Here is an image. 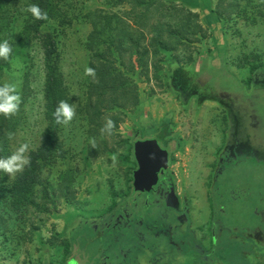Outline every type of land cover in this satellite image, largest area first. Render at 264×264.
I'll use <instances>...</instances> for the list:
<instances>
[{
  "label": "rangeland",
  "instance_id": "374dc122",
  "mask_svg": "<svg viewBox=\"0 0 264 264\" xmlns=\"http://www.w3.org/2000/svg\"><path fill=\"white\" fill-rule=\"evenodd\" d=\"M69 1L76 7L81 6V0ZM164 1L167 6L185 10L186 16L188 11L196 14L203 32L198 34L191 47L186 48L185 54L165 55L163 73L168 71V62H176L178 58L180 63L174 66H180L178 71L186 69L182 72L197 82L200 94L193 91L183 102L177 92L167 88L164 78L152 79L140 70L129 73L137 86L139 103L133 108L115 110L118 123H113V133H107L112 139L108 140L105 151L94 153L99 154L98 157L88 151L92 134L88 133L86 122L73 119L74 122L63 126L61 136L68 143L69 153L64 162L51 167L48 187L54 195L49 201L42 199L43 192L39 187L36 202L43 206L26 207L21 214L4 204L0 206V264H63L64 258L70 256L83 264H110L107 259L102 261L104 251L110 257L119 258L121 263L132 261L126 264H182L183 259L176 261L172 252L176 255L185 250L186 259L182 258L188 264L196 262L190 225L186 226L185 235L180 234L171 241V229L165 234V227L160 226V215L140 213L136 207L134 225L144 219L145 225L148 220L158 222L157 227L149 231L144 225V239L137 237L131 223V231L124 235L128 240L107 239L111 232L119 235V228L105 229L100 237L96 229L84 223L94 221L99 224L103 215L112 214L131 202L136 165L126 162L125 156L137 138H156L158 132L155 131L165 120H169L171 131V180L178 198L187 202L191 221L193 213H202L210 203L214 212L217 208L223 209L217 216L214 214L215 218L229 224L227 228L233 229L232 234L236 233L240 238L231 241V249H227L225 244L229 238L225 232L221 242L217 246L214 244L206 257L223 264H264V237L252 239L247 236L256 228L264 229L262 213L257 215V210L264 208V165L259 164H264V86H248V69L236 66L244 54H254L264 67V23L262 19L249 23L235 16L226 18L223 23L224 17L221 21L211 12L217 9L219 0ZM199 2L205 9L208 7L209 12L203 11ZM86 3L88 7L83 8L84 12L105 9L122 14L130 9L127 5H115L113 0H87ZM198 8L200 10H196ZM21 28L22 20L19 19L17 29L21 31ZM92 30L90 23L80 19L67 28L60 27L57 21L42 27L43 33L60 37L62 68L68 82H73L77 95L82 94L83 91L78 92V85L88 74L87 41ZM13 81L19 86V108L26 100L21 107L23 131L16 135L13 145L16 151L17 146L27 144L26 156L29 150L40 145L45 125L44 54L37 41L17 50L9 66L0 71V86ZM160 145L164 148L162 143ZM232 149L234 153L239 150L257 160L244 155L237 163L231 162L227 173L219 175L221 160H225ZM69 169L74 181L68 197L60 194L58 185L66 175L68 177ZM232 187H238L239 192L235 193ZM235 194L239 195L236 197ZM196 199L204 204L200 210L194 204ZM132 209L129 204L130 213ZM177 219L175 214L168 217L171 226ZM192 228L197 229L194 223ZM123 246L126 247L124 254Z\"/></svg>",
  "mask_w": 264,
  "mask_h": 264
},
{
  "label": "trees",
  "instance_id": "16d2710c",
  "mask_svg": "<svg viewBox=\"0 0 264 264\" xmlns=\"http://www.w3.org/2000/svg\"><path fill=\"white\" fill-rule=\"evenodd\" d=\"M113 1L115 5L129 6V11L122 14L105 9L84 12L83 8L88 7L87 0H81L80 7L74 6L69 0H0V39H7L13 49L8 60L0 58V71L9 66L17 50L37 41L43 50L45 73V125L41 143L28 151L26 157L30 163L22 171L14 175L0 171V206L4 204L11 211L21 214L26 207L43 206L39 201L36 202L40 188L43 192L42 199L49 201L54 195L53 190L48 187L51 167L60 161L64 162L69 153L66 146L68 143L61 136L65 125L57 124L54 117L61 101L69 103L75 109L73 119L88 124V133L92 134L88 151L98 157L99 154L94 153H101L102 149L105 151L108 140L112 139L107 133H113L114 128L108 131L107 121H114L115 125L118 123L115 110L133 108L139 103L137 86L129 73L140 70L141 73L152 76V79L164 78L167 88L177 92L183 102H186L187 94L191 95L193 91L200 94L197 82L183 73L186 69H182L183 72L179 69V72L180 66H174L180 63L177 57L176 62H168V71L163 73L165 55L178 52L179 55L185 54L186 48L191 47L198 39V34L203 32L198 16L191 11L186 16L185 10L167 6L164 0ZM32 4L37 5L42 13H46L47 19L38 20L26 12L25 9ZM211 12L221 21L224 17L223 23L232 16L244 18L249 23L262 19L264 23V0H219L217 9ZM19 19L22 20L21 31L17 29ZM77 19L90 23L93 28L87 41V69H91V73L88 71L85 81L78 85V92L83 91L80 95L75 94L73 82H68L63 71L60 37L42 32V27L50 21H57L60 27L67 28ZM188 58L192 60L191 56ZM257 59L258 55L244 54L236 64L239 68L248 69L247 85L250 87L264 86L263 63ZM25 103L26 100H23L21 107ZM21 107L9 117L0 114V159L10 157L16 152L13 145L15 137L23 131ZM72 122L74 120L70 123ZM169 129L170 122L165 120L161 128L155 131L158 132L156 138L164 140L171 136ZM125 161L136 165L133 146L125 156ZM68 173L70 174L63 178L58 189L61 195L69 197V188L74 178L71 169ZM235 195L237 197L239 194ZM257 212L264 213V208H259Z\"/></svg>",
  "mask_w": 264,
  "mask_h": 264
},
{
  "label": "flooded vegetation",
  "instance_id": "af4514ba",
  "mask_svg": "<svg viewBox=\"0 0 264 264\" xmlns=\"http://www.w3.org/2000/svg\"><path fill=\"white\" fill-rule=\"evenodd\" d=\"M170 137H166L164 140H160L159 138H155V137H142V138H137L134 143H133V149H134V144L139 141V140H147V139H157L160 143H162L164 145V148L161 146V148L167 150L169 152V158H168V168L163 171L160 174V179L158 184L150 191V192H136L133 189V193H132V197L130 198V203L125 204L121 207H119L117 210H115L112 214L109 215H103L101 218H99L100 223L97 224L94 221H85V225H88L89 227L96 229V232L98 233V235L100 237L103 236L104 234V230L105 229H110V228H114L113 230H116L117 228H119L118 230H120V234L116 235L114 232H111L109 234V236H107V239L114 237L116 240H119L120 238L124 239V235H127L130 231H131V227L133 224V211H134V207L137 208V210L141 213L142 211L146 212L147 215L148 214H158L159 216V220L162 219L160 226L161 227H165L163 229V231L165 232V234L167 233V229H171L170 231V235L173 234V232L176 234L178 232V229L181 228H185L186 225V214H187V208H186V204L187 202L185 201H181L177 194H176V188H175V183L171 180V166H172V151L170 149V141H169ZM170 142V143H169ZM249 157L250 159L254 160L257 158H251V156L249 154H245V153H241L239 152V150H237L236 153H234L233 149L229 152V155L226 156L227 158L224 160H221V170L219 172V175L221 174L222 176L228 172V170L231 169V162L235 161V163H237L240 159H243V156ZM254 157V156H253ZM136 161V160H135ZM138 168V164L136 162V168L135 170ZM218 177V175H217ZM235 183H237V180L235 181ZM237 185V184H236ZM239 186V185H238ZM232 189H234L235 193L239 192L238 187H235ZM241 189V188H240ZM231 190V189H230ZM217 192V191H216ZM140 194V195H139ZM186 200V199H185ZM129 204H131L132 206V211L131 213L128 211V206ZM223 206H221L220 208H222ZM223 209H218L216 210V212H214L213 210V217L211 219V223H210V228L209 230L213 232H215L217 226L220 228V226H222L223 228H221L220 230H224L228 235L230 233L233 232V229H228L227 227L230 226L227 223H224L221 221V219H216V216L218 215V213H220ZM151 212V213H149ZM258 212L257 215H259ZM170 214H175L176 219L174 224H172V226L170 225V221H168V217ZM261 215V214H260ZM261 217L264 219L263 217V213L261 215ZM145 221V219H144ZM142 221V223L140 222V220H138L136 223L137 224H133V226H135V230L136 233L138 234L137 237L140 239H144L145 235H146V231H144V225L145 222ZM148 224L145 225V229H147V231L155 229L157 226V221H147ZM264 225V224H263ZM138 226L140 228H138ZM232 226V225H231ZM245 228V227H243ZM250 229V228H247ZM252 230V229H251ZM129 231V232H127ZM237 231V230H235ZM106 232H110V231H106ZM213 232V233H214ZM224 232V233H225ZM212 234V237L215 238V234ZM223 233V234H224ZM180 234V233H179ZM176 234V235H179ZM235 235V233L233 234ZM261 235V236H260ZM247 236H249L252 239L256 238H262L264 237V229L262 228H256L252 231L251 234H248ZM166 237V236H165ZM211 238L212 242H211V246L213 247L214 244L217 246L218 243L217 240L214 241V239ZM127 239V238H125ZM128 240V239H127ZM234 240V239H233ZM219 242H221V240L219 239ZM117 243V242H116ZM147 250L148 247H145ZM125 249L126 247L123 246V253H125ZM151 249V248H150ZM103 258L102 261H105V259H107L110 264H126V263H132V261H123L122 263L120 262L119 258H117L115 256L114 257H110L107 255V253L104 251L103 252ZM74 260L76 262V264H83L82 262H80L77 258H74L73 256L64 258V261L62 262L63 264H68L69 260ZM101 261V263H102ZM159 263V262H157ZM151 264H156L155 262H151ZM162 264H169L168 262H164Z\"/></svg>",
  "mask_w": 264,
  "mask_h": 264
},
{
  "label": "clouds",
  "instance_id": "9594fccd",
  "mask_svg": "<svg viewBox=\"0 0 264 264\" xmlns=\"http://www.w3.org/2000/svg\"><path fill=\"white\" fill-rule=\"evenodd\" d=\"M25 11L31 13L35 19H47V14L42 13L40 8L35 4L29 5ZM12 51L13 49L10 46L9 41L7 39H0V58L8 60ZM88 71L91 73V69ZM20 103L21 96L19 94V86L17 82H6L0 86V114H3L5 117L14 115L18 111ZM74 116L75 109L65 101L59 103L54 113L57 124L68 125L73 120ZM113 127V121L108 120L106 129L111 131ZM11 138L12 134L10 133L9 139ZM27 148L28 145L23 144L10 157L0 159V171L12 175L22 171L24 166L30 163L29 158L24 155ZM68 264H76V262L70 259Z\"/></svg>",
  "mask_w": 264,
  "mask_h": 264
},
{
  "label": "crops",
  "instance_id": "0c3cea01",
  "mask_svg": "<svg viewBox=\"0 0 264 264\" xmlns=\"http://www.w3.org/2000/svg\"><path fill=\"white\" fill-rule=\"evenodd\" d=\"M200 3V2H199ZM200 5L202 6V4L200 3ZM203 11H206V12H209V8L207 7V9H205L203 6L200 7ZM209 9V10H208ZM196 10H200L199 8L196 9ZM212 15V13L210 14ZM209 202V201H208ZM194 204H196V208L199 207V210L202 208V206H204L202 200L200 199H196V202H194ZM209 206H207V209L203 210L202 213H193L192 214V221L190 219V216L188 215V213L186 214V223L185 225H190V233L191 235L194 237V241H192V247L194 245V248L193 250H195L196 252L194 253L197 257V260L196 262L194 261L193 264H223L222 261H219L218 263L217 262H214L213 260H209V258H207V252L212 248L211 246V238L212 237V234L214 232H212V230L210 231L209 228H210V223H211V219L213 217V210H212V207L210 205V203H208ZM198 211V209H196ZM195 225V227H197L196 230H194V228H192V225ZM201 228V229H200ZM221 228H223L222 226H220V228L217 226L215 232L213 234H215V240H217L216 243H220L219 242V239H223V233L225 232L223 229L220 230ZM182 234V235H185L186 234V227L185 228H181V229H178V232L176 234ZM174 232L173 234L171 235L173 238L171 239V241H174V237H177L178 235H176ZM179 234V235H180ZM197 234V235H196ZM227 237L229 238V240H227L226 244H225V247L228 249H231V241L234 240H237L239 241V236L238 234L235 233V235H233L232 233H230L229 235H227ZM231 239V240H230ZM184 242V245H185V240L183 241ZM186 246V245H185ZM184 246V247H185ZM182 249V248H179V250ZM172 252V251H171ZM192 254V255H194ZM172 256L173 258L176 260V261H181L183 259V263L182 264H188L187 263V260L186 259V250L185 251H178L176 253V255L174 254V251L172 252ZM182 257H185L182 258ZM188 258V257H187ZM141 264H144V263H141Z\"/></svg>",
  "mask_w": 264,
  "mask_h": 264
},
{
  "label": "water",
  "instance_id": "95a60500",
  "mask_svg": "<svg viewBox=\"0 0 264 264\" xmlns=\"http://www.w3.org/2000/svg\"><path fill=\"white\" fill-rule=\"evenodd\" d=\"M134 158L138 168L133 172V189L150 192L168 168L169 152L161 148L157 139L139 140L134 144Z\"/></svg>",
  "mask_w": 264,
  "mask_h": 264
}]
</instances>
